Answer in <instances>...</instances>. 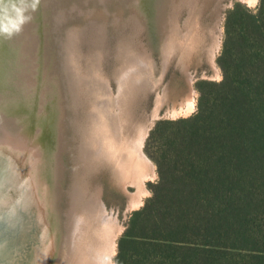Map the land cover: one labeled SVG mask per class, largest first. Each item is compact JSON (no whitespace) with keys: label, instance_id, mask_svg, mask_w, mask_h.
Masks as SVG:
<instances>
[{"label":"rangeland","instance_id":"obj_1","mask_svg":"<svg viewBox=\"0 0 264 264\" xmlns=\"http://www.w3.org/2000/svg\"><path fill=\"white\" fill-rule=\"evenodd\" d=\"M207 1L206 4L201 2L204 6L201 10L200 7L196 8L198 6L193 0H189V3L187 0H66L65 2L62 0H38V2L36 0H0V142L6 139L7 143L14 146L24 143L26 146L38 148L41 159V180L49 191L53 203L47 217L51 222L48 227L51 228L52 225L57 227L53 233V239L60 245V257L64 256L69 245L71 221L83 208V200L77 196L81 187L79 183L82 185L85 179H88L89 192L97 186L95 184L101 186V198L109 211L115 214L121 226L119 237L126 228L131 213L143 206L151 195L150 184L159 179L158 165L146 153L155 164L156 173L145 181L147 192L142 204L133 208L128 206L129 194L116 187L117 185L112 181L110 170L100 168L101 171L93 180L84 174L86 171L84 168L87 165L82 156L86 155L82 151L85 140L83 124L88 121L86 114L91 106L90 95L86 82L78 79L73 70L90 76L92 69L100 66L99 73L110 78L111 89L114 95H118L119 84L116 74L124 61L120 48H126L129 52L131 49L127 46L129 41L136 40L135 43H143L142 46H146L149 52L151 51L150 56L151 60H154L152 61L154 65L152 62L148 63L151 66L149 71L152 72L150 75L153 74L152 83L156 81L152 86L149 85L148 93H145L146 95L144 94L138 103L140 105L137 108L138 115L146 118L154 111L157 94L163 93L164 88L170 84L178 89L181 87L185 90L184 92L190 90L186 75L178 66V54L165 71L162 50H165L163 45H166L168 41L167 33L168 31L170 33L169 29L174 25L175 14H178L179 21L184 24L190 17V13L192 16L200 13L201 30L205 32L199 50L193 57L194 63L191 65L196 107L190 114L181 111L179 115H173L169 112L173 101H168L154 119L150 130L159 121L190 116L197 110L199 93L195 86L196 81L222 79L223 74L217 58L224 46L225 18L228 10L236 2H241L252 9H256L259 3V0L253 4L246 0ZM38 4L45 7V12L50 8L48 14L53 19L52 22L45 19L43 26L41 25L36 10ZM13 6L23 9L24 16L27 18L19 26L18 31L15 30L18 17L11 11ZM217 9L220 11L218 12ZM48 14L47 17H49ZM166 24H170L169 27ZM13 34L17 35L15 39H11ZM135 35H139L140 38ZM216 40L220 41L214 57L218 69L211 64L208 56L209 49ZM163 41L166 43L162 44ZM123 43L127 45L121 46L124 45ZM135 43L132 45L134 46ZM71 46H74V49ZM98 55L99 57H96ZM34 57L36 58L35 66H30ZM120 57L122 58L119 59ZM96 58H99L100 62ZM73 79H76V82H73ZM161 128L163 129V125ZM148 135L144 147L142 146L144 150ZM157 147V143L152 141L146 149L156 155ZM129 190L135 192L137 188L129 184ZM40 225H42L41 222ZM39 233H42V228L38 230V235ZM113 264H115V255Z\"/></svg>","mask_w":264,"mask_h":264},{"label":"trees","instance_id":"obj_2","mask_svg":"<svg viewBox=\"0 0 264 264\" xmlns=\"http://www.w3.org/2000/svg\"><path fill=\"white\" fill-rule=\"evenodd\" d=\"M223 43L222 79L196 81L197 110L150 130L159 179L115 264H264V0L232 5Z\"/></svg>","mask_w":264,"mask_h":264},{"label":"bare ground","instance_id":"obj_3","mask_svg":"<svg viewBox=\"0 0 264 264\" xmlns=\"http://www.w3.org/2000/svg\"><path fill=\"white\" fill-rule=\"evenodd\" d=\"M187 1L189 3V0ZM193 1L198 6L196 8L200 7L201 10L204 9L201 2L208 3L207 0ZM246 1L253 4L258 0ZM195 5H193L194 8ZM191 6L190 4V10ZM174 16V25L168 28L170 33L168 31V34L164 28L168 38L167 43L164 42L165 40L162 43H166L163 45L165 50H162L164 70H167L178 54V66L186 75L190 90L184 92L185 90L181 87L178 89L170 84L164 88L163 93L157 94L152 115L148 117L145 115L146 118H143L137 111L138 103L144 94L148 93L149 85L156 83V81L152 83L153 74L150 75L152 72L149 71V67L151 68L149 64L154 60H151V51L149 52L146 46H142L143 43L139 45L135 43L136 40L132 42L130 38L132 40L130 42L128 38L130 43L128 42V45L123 43L124 45L121 46H130L129 52L126 48L118 47L124 58L116 74L119 84L118 95H114L111 89L110 78L99 73L100 66L93 68L90 76L73 70L78 79L86 82L90 95L91 106L87 114L85 113L88 121L83 124L85 140L82 151L86 155L82 156L87 165L84 168L86 170L84 174L93 180L102 168L110 170L112 181L117 185L116 187L129 194L128 206L133 208L142 204L147 192L145 181L156 173L155 164L142 148L154 119L168 101H173L169 108L171 109L169 112L173 115H179L181 111L190 114L196 107L191 65L194 63L193 57L199 50L205 31L201 30L200 13H197V16H192L190 13V17L184 24L179 21L178 14ZM162 24L165 25V23ZM166 25L169 27L170 24ZM136 33L138 34V31ZM132 43L135 45L133 46ZM219 45L220 41L216 40L209 49V61L215 69H218L214 57ZM71 47L74 49V46ZM71 56L72 54L69 57ZM35 59L34 57L30 66H35ZM98 61L100 62V59ZM73 82H76V79H73ZM74 86L76 87V83ZM46 121H48L47 118ZM20 144L14 146L7 143L6 139L0 142V264H113L121 226L115 214L109 211L102 200L101 186L95 184L97 186L89 192L88 179H85L82 185L79 183L81 187L77 196L83 200V208L71 221L69 245L64 256L60 257V245L53 239V233L57 227L51 224L52 227L49 228L51 222L47 217L53 203L49 191L41 180V159L38 148ZM129 184L135 185L137 190L131 192ZM40 222L42 225L39 226ZM40 228L42 233L38 235Z\"/></svg>","mask_w":264,"mask_h":264},{"label":"water","instance_id":"obj_4","mask_svg":"<svg viewBox=\"0 0 264 264\" xmlns=\"http://www.w3.org/2000/svg\"><path fill=\"white\" fill-rule=\"evenodd\" d=\"M39 1H41V0H39ZM66 0H62V2H65ZM82 1V0H81ZM52 3H50V5H51ZM45 7L42 5V4H38L37 6H36V10H37V12H38V14H39V18H40V20H39V22L41 23V25L43 26V23L45 22V19H48V20H50L51 22L53 21V19H51L50 18V15L48 14V11H49V9H48V11H47V9H46V12H45ZM47 14L49 15V17H47ZM49 21V22H50ZM16 34H13L12 36H11V39H15L16 38Z\"/></svg>","mask_w":264,"mask_h":264},{"label":"clouds","instance_id":"obj_5","mask_svg":"<svg viewBox=\"0 0 264 264\" xmlns=\"http://www.w3.org/2000/svg\"><path fill=\"white\" fill-rule=\"evenodd\" d=\"M36 2H38V0H36ZM11 11H13L16 14V16L18 17V23H17L16 29H15V30L18 31L19 30V26L22 25L27 18L24 16V10L23 9H20V8H17L15 6H13Z\"/></svg>","mask_w":264,"mask_h":264},{"label":"snow or ice","instance_id":"obj_6","mask_svg":"<svg viewBox=\"0 0 264 264\" xmlns=\"http://www.w3.org/2000/svg\"><path fill=\"white\" fill-rule=\"evenodd\" d=\"M250 2H251V0H250Z\"/></svg>","mask_w":264,"mask_h":264}]
</instances>
